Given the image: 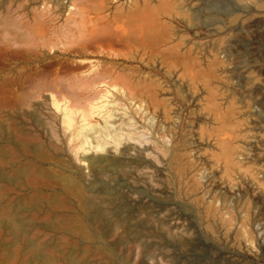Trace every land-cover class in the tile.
I'll return each mask as SVG.
<instances>
[{
	"label": "rangeland",
	"instance_id": "obj_1",
	"mask_svg": "<svg viewBox=\"0 0 264 264\" xmlns=\"http://www.w3.org/2000/svg\"><path fill=\"white\" fill-rule=\"evenodd\" d=\"M89 36L98 41L78 47ZM108 67L113 75H100ZM55 69L76 104L65 94L52 104ZM45 72L50 84L34 99L57 122L64 172L84 192L82 206L61 195L66 208L40 202L21 215L33 214L39 232L27 230L53 246V264H264V0H0V101L33 94ZM22 115L18 124L47 140ZM45 211L57 230L42 227ZM64 214L89 238L60 226ZM1 233L0 262L22 264L28 255L13 252L23 243Z\"/></svg>",
	"mask_w": 264,
	"mask_h": 264
},
{
	"label": "bare ground",
	"instance_id": "obj_2",
	"mask_svg": "<svg viewBox=\"0 0 264 264\" xmlns=\"http://www.w3.org/2000/svg\"><path fill=\"white\" fill-rule=\"evenodd\" d=\"M97 17L100 18V20L99 19L96 20L98 22L101 21V18H102V21L104 19L103 17H100V16H97ZM85 18L87 19L86 16H85ZM82 20L84 21V18H82ZM89 21L91 24L95 20L92 19V17H91L89 19ZM96 21L94 23H97ZM74 23H76V22H74ZM88 25H86V26L88 27ZM140 25L141 24H139V26ZM77 26H78V24H77ZM95 26H97V25H95ZM95 26L92 25V27H95ZM121 26H123V25H121ZM139 26H138V29H139ZM146 27L147 26L141 25L139 30L144 31ZM93 29L95 31V28H93ZM146 29H148V28H146ZM80 30H81V28L79 29V32H80ZM83 30H84V28H83ZM83 30H81V32H83ZM87 30L88 29H86L85 31H87ZM90 30H91V28H90ZM38 31H40V29H38ZM146 32H147V30L145 31V34L143 32L144 36H146ZM41 33H39V34H41ZM43 33H45V32H43ZM92 33L94 34V32H92ZM39 34L37 37H40ZM45 34H43V36ZM89 35H91V34H89ZM44 37H46V36H44ZM85 38L87 39V37H85ZM94 38H95L94 36H91L89 38V40L87 39L89 41L88 42L89 45L86 44L87 40L84 39V40H86V41H83V43H85V44L79 45L78 47L83 46L85 48V50L88 49V46H91L93 43V42H91V40L94 41ZM41 39H43V38H41ZM119 39L121 40L120 37H119ZM144 39H143V41L145 42ZM97 41H94V43H96ZM109 43L112 44L111 42H109ZM141 45H142V42H141ZM77 49H79V51H80L81 48H77ZM77 49H76V51H77ZM81 52H79V53H81ZM67 67H69V66H66L65 68L61 67L62 70L60 69V71L62 72L63 69L66 70ZM75 67L77 69V68H81L83 66L78 65ZM75 67H74V69H75ZM88 67H90V66H88ZM68 69L69 68H67V70ZM68 71H70V70H68ZM72 71H74V70L72 69ZM35 72H37V71H35ZM42 72H44V71H42ZM37 73H40V72H37ZM46 73L47 72L41 73V75L46 74ZM48 73H49V71H48ZM58 73H60V72H58V71L56 72V69H55V70L51 71V73L48 75V76L55 75L56 80L52 81L51 84L47 83V82L46 83L43 82L44 80L47 81V75H46V77H45V75H42V77H41V75H39L40 77L37 78L39 81L34 82L35 85L37 82L36 86L32 84L33 81L31 82L30 87L32 88L33 86H35L34 87L35 89L33 88L35 91L33 90V94H31L30 92H27V93H30L29 95L26 92H23V88L20 90L22 92L17 91L15 89L16 85L11 83V85H15V87L13 86L14 88L12 87L15 90L12 94L13 100L9 99L10 101L8 100L9 94H7L9 92L7 91V93H6V91H5L6 88L4 87L5 86L4 85L3 87L5 89L3 88V91H4V93H6L5 94L6 97H5V95H2V97L4 96L6 99L3 97L2 100L5 99L6 102H11V101H13V102L6 104L5 101H0V104H3L2 102H4L3 111L0 108V110L3 112V113L2 112L1 113L4 116V120H3V116H1V118H2L1 121L3 122L2 123L3 126H2V124H1L2 127L0 126L1 127L0 137H2V141H3V144L0 146V164L3 168L2 169L3 172L1 171L2 173L0 175L1 181H2L0 184V231L2 230L1 236H3V238L6 237V239H8L10 237V239H12L13 243H11V244L16 245L18 243V245H20L19 243H21V244L23 243V246L21 248H19V249L16 248L15 252H13V254L15 256H17V254H19V255L20 254H26L25 256L28 255V258L23 255L26 260H24V262H23L21 259L20 262L22 261L23 262L22 264H33V263H36V264H53L52 259L54 260V258L52 257V255L50 253L47 252V250H49V249H47V247L46 248L43 247L42 244H40V240H43L42 237L38 241V239H36L35 234H33V232H32V234H30V230H27V225H29V227H34L35 228V229L33 228L34 230L37 229V227H35L37 225V223L34 221L35 219H33V217H34L33 214H31L32 219H31V217L30 218L29 217L23 218L21 215H23V214L25 215V212L29 211V210H35L33 212H36V209H38V206H40L39 205L40 202L41 203L45 202V204L47 205L48 208H52L54 206L57 207V205H58V207H60L59 205H61V208H63L62 205L65 203V202L63 203V201H62L63 195L64 196L65 195L66 196H74L77 198L78 201H80V203L83 202V199H84V197H83L84 192H83V188H82L81 184L77 180L72 178L70 175H68L64 172L66 170V161L63 157H61L59 155L62 154L61 151L62 152L65 151V149H64L65 139L63 140V137H61L59 134V128H57V126H56L57 122L55 120L52 122L45 120V116H44L43 112L41 111L42 110V103L40 104V103H38L37 100H35L36 96H38L39 98L43 96L44 86L48 87V85L50 84L49 87H51L52 91H53L52 92V104L56 108H59V101H60V99H62L64 94L65 95H74V98H73L74 102L73 103L76 104L78 102V99L80 96H78L74 92V89L71 88L70 84L67 87H65L64 85H60L58 83L59 80H57V78L59 77V75H61ZM113 73H114V68L108 67V68L103 69V71L100 72V75L111 77L113 75ZM64 74H67L66 71L64 72ZM43 76L45 77V79H43L44 78ZM61 77H63V75H61ZM6 79H5V81H6ZM10 79L13 80V78H10ZM17 80L18 79H16L15 81H17ZM100 81L102 82L104 80H100ZM16 83H19V82L17 81ZM5 84H6V82H5ZM7 84H8V86L10 85L9 83H7ZM8 89L9 88H7L6 90H8ZM25 93L27 94V96L25 95ZM10 95H11V93H10ZM71 108L73 109V105L70 106L69 111H71ZM21 113H23V115L28 117L29 122L31 124L35 125V123H36V124L40 125L41 129L44 130V132L46 133L47 140L43 139V136L41 134L35 133L34 131H32V127L22 125L21 123L18 124L17 117ZM12 117H14V121L11 120L13 122L10 123V119ZM73 122H74V118L71 116L70 112H66L64 114L62 120H61V124L63 126L62 127L63 131L67 133L68 129L72 126ZM81 133H82L81 129H78L77 133L71 136V140H73L74 136L79 137L81 135ZM81 146H82V144H75L72 146V150L77 152L81 148ZM52 148H54V150ZM49 149H52L55 153L58 154V156H52V155L50 156ZM79 159L81 161L87 159V160H90L93 162L95 160V157L83 156L82 158L79 157ZM57 168H59V169H57ZM22 190L27 191V193L29 195V197L27 199H24L22 201L20 198L13 199L10 197L12 192L17 193L18 191H22ZM82 204L83 203H81V206H82ZM64 206H65L64 208H66L65 204H64ZM40 210H42V209H40ZM45 212L47 214L46 215L44 214L45 218H43L44 216L41 215L42 219H46L47 215L49 216V214H48L49 211L48 212L45 211ZM35 215H38V214L36 213ZM65 215L66 214H64V216ZM64 216H62L63 218L61 220H60V217H57L63 223V224L60 223V226L61 225H63V226L68 225L70 227V230L73 232V234L75 233V235L76 234L79 235L80 237H82V239L83 238H86V239L89 238L88 231H87V228H86L84 223L79 222L77 219H75V217H70L68 215V217H69L68 218V217H66V216L64 217ZM41 217H40V219H41ZM38 219H36V221ZM46 220L51 221L49 219H46ZM64 224H66V225H64ZM68 226H66V227H68ZM42 227H44V229L45 228L46 229H56L55 227H57V225L55 223H52V221H51V223L42 224ZM36 232L38 233L39 231L36 230ZM48 241H49V239H48ZM51 241H52V239H51ZM54 243H57V242L55 241ZM18 245H17V247H18ZM2 246L3 245H1V247ZM8 246L9 245H7L6 247H8ZM10 247L14 249L15 246L14 247L10 246ZM57 247H58V245H57ZM2 248L4 249L5 247H2ZM49 248L52 249L53 252L55 251L53 246H52V248L51 247H49ZM3 249L1 251H4ZM17 249H18V251H17ZM52 250L51 251L49 250V251L52 252ZM7 251L5 250V252L1 253V255L4 257V255H6ZM56 251H58V250L56 249ZM65 252L66 251H64V254L66 255ZM7 253L9 254L10 251H8ZM61 253H62V251L60 252L59 255H63ZM67 255L69 256V254H67ZM23 256H22V258H24ZM72 257H73V255H72ZM70 259H72V258H70ZM6 260L7 259H5V261L3 260L4 263L6 262ZM3 261L1 259L0 264H4ZM85 261L86 260H84L83 263H81V264H86V263H84ZM72 263L73 262H71V264Z\"/></svg>",
	"mask_w": 264,
	"mask_h": 264
}]
</instances>
